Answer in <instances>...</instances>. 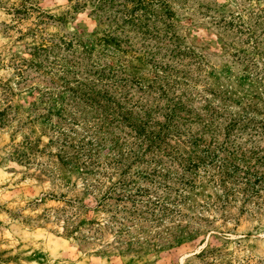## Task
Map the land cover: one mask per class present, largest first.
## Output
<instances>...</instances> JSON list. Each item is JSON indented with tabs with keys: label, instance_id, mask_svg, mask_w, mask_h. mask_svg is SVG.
I'll return each mask as SVG.
<instances>
[{
	"label": "rangeland",
	"instance_id": "374dc122",
	"mask_svg": "<svg viewBox=\"0 0 264 264\" xmlns=\"http://www.w3.org/2000/svg\"><path fill=\"white\" fill-rule=\"evenodd\" d=\"M22 2L0 0V264H264V207H218L210 187L190 192L174 222L155 220L144 208L133 212L129 203L95 207V176L61 165L53 121L40 105L31 108L34 85L49 81L33 69L21 73L15 60L30 40L19 39V31L33 21L15 13ZM29 3L66 14L65 24L47 19L56 36L96 28L89 10L75 13L68 0ZM128 7L137 24L117 30L126 33L128 50L118 56L135 57L146 78L178 81L173 95L188 109L204 114L206 99L220 105L227 98L229 108L244 112L257 77L235 52L250 49L249 27L264 44V0H143Z\"/></svg>",
	"mask_w": 264,
	"mask_h": 264
},
{
	"label": "trees",
	"instance_id": "16d2710c",
	"mask_svg": "<svg viewBox=\"0 0 264 264\" xmlns=\"http://www.w3.org/2000/svg\"><path fill=\"white\" fill-rule=\"evenodd\" d=\"M68 1L75 13L89 10L96 28L56 36L47 32V19L65 24L66 14L23 0L15 13L33 21L19 31V39L30 40L15 60L21 73L33 69L48 78V86L34 85L31 108L40 105L47 110L41 116L53 121L61 165H80L95 176V207L122 203L126 209L129 203L133 212L144 208L155 220L174 222L183 217L189 193L203 186L216 193L218 207H264V118L257 117L264 110V44L253 30L250 49L235 52L257 77L250 100L241 103L244 112L233 111V100L223 98L220 105L206 99L200 114L173 95L178 81L166 74L146 78L133 65L135 57L116 54L128 51L126 33L117 30L137 24L128 3L142 7L143 0Z\"/></svg>",
	"mask_w": 264,
	"mask_h": 264
}]
</instances>
